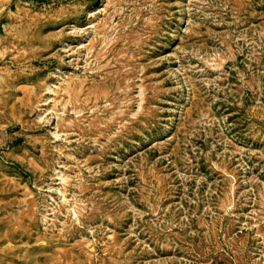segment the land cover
Here are the masks:
<instances>
[{
  "label": "rangeland",
  "instance_id": "1",
  "mask_svg": "<svg viewBox=\"0 0 264 264\" xmlns=\"http://www.w3.org/2000/svg\"><path fill=\"white\" fill-rule=\"evenodd\" d=\"M0 264H264V0H0Z\"/></svg>",
  "mask_w": 264,
  "mask_h": 264
}]
</instances>
